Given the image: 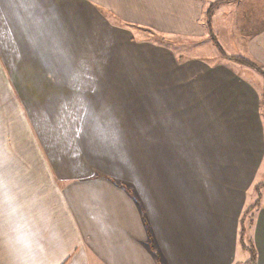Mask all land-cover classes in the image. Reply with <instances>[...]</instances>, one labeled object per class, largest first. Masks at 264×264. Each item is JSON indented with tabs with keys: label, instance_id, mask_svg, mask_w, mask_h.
<instances>
[{
	"label": "crops",
	"instance_id": "0c3cea01",
	"mask_svg": "<svg viewBox=\"0 0 264 264\" xmlns=\"http://www.w3.org/2000/svg\"><path fill=\"white\" fill-rule=\"evenodd\" d=\"M214 2L264 66V0H0V264H246L256 200L264 264L262 86L153 39L208 36Z\"/></svg>",
	"mask_w": 264,
	"mask_h": 264
},
{
	"label": "rangeland",
	"instance_id": "374dc122",
	"mask_svg": "<svg viewBox=\"0 0 264 264\" xmlns=\"http://www.w3.org/2000/svg\"><path fill=\"white\" fill-rule=\"evenodd\" d=\"M248 9L250 10L254 18H259V10H260V16L261 18H264V6L260 8L257 7V8H248ZM239 11L240 8L234 10L233 12H230L229 15L230 18H217L215 24H213V20L215 18H211L208 23V28L206 26L208 36L205 35L195 39H185L175 36H167L161 39L158 37H154L153 39L155 41L168 45L174 51L175 53L174 55L178 57L180 56L185 58H192V57L199 58L207 63L208 61L223 60L225 63L230 64V66H233L235 69L243 72L246 75V77L249 78L257 86V88L261 89L263 77L260 75V73L257 70L247 67L245 65L244 67H241L243 66L241 64L235 65L237 62L226 58V56L228 57L229 54L246 57L244 56L246 55V50L244 49V47H242L244 40L240 38V32H239L240 28L241 27L243 28L244 26L243 24L244 17L238 16ZM212 26L214 30L212 29ZM214 41L217 43L219 47L214 43ZM220 50L223 52V55ZM244 69L247 71H243ZM10 124L12 127L15 128L13 129H14V133H16L15 135L16 139H12L10 137L9 141L11 142L16 141L17 143L20 144L22 142L23 144H25L27 142V138H26L27 133L26 131L24 132V138H23L24 127L20 124H17L16 121L14 122L12 120H10ZM9 132L12 133V131L10 130ZM10 146L11 145L9 144V147ZM27 158L33 159V156L31 155L30 158V154L28 153ZM30 162L33 163L31 160ZM43 168H44L43 166L4 168L7 169L6 174L8 175L7 182L5 181L4 184L5 183L8 184L9 180L15 181L16 179H18L19 186L23 184L25 190L27 189L33 190L34 181H36L39 178V176L43 174ZM262 182H264V158H263V163L261 164V167H259L257 176L255 178V183L257 184L259 183L258 189H256V197H259V199L261 197L260 189L264 187V185L260 184ZM249 193H248L246 206L250 205L252 201H254V199L256 198L254 191L249 190ZM247 221L249 220L246 218L244 221L245 229L248 226Z\"/></svg>",
	"mask_w": 264,
	"mask_h": 264
},
{
	"label": "trees",
	"instance_id": "16d2710c",
	"mask_svg": "<svg viewBox=\"0 0 264 264\" xmlns=\"http://www.w3.org/2000/svg\"><path fill=\"white\" fill-rule=\"evenodd\" d=\"M216 2L210 4V6L208 7V10L206 12L207 13V17L205 18V26H207V28H208V23H209V21L211 19L210 18L211 11H212V9H213V7H214ZM214 43L217 45V43L215 41H214ZM221 53L223 55L222 51H221ZM226 58L234 60L235 62H237L239 64H242V65H245L247 67H250L252 69H255V70H257L260 73V75L263 77V85H262V90H261V95L260 96H261L262 105L264 107V66L260 65L259 63L255 62V61H253L251 59H248V58H245V57H242V56H228V57L226 56ZM261 185H263V183H261ZM255 189H258V184L255 185ZM256 201L258 202V200H256ZM257 202L253 203L251 206H249L247 209H245L242 212L241 217H240V226H241V228H240V233H239V237H238V243L240 244V246L242 248L246 249L249 252V258L246 261V264H254L255 251H254V248H253L251 243L246 244V242H245V238H244V232H245L244 220L247 217H249L250 209L252 207L256 206ZM148 246H149V249L153 252V255L155 256V260L158 261V255L155 253L153 242L149 241L148 242Z\"/></svg>",
	"mask_w": 264,
	"mask_h": 264
}]
</instances>
